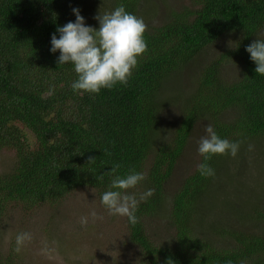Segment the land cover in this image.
Instances as JSON below:
<instances>
[{
	"label": "trees",
	"instance_id": "trees-1",
	"mask_svg": "<svg viewBox=\"0 0 264 264\" xmlns=\"http://www.w3.org/2000/svg\"><path fill=\"white\" fill-rule=\"evenodd\" d=\"M142 3L0 0V152H15L0 174V213L58 202L80 188L101 197L114 176L134 169L146 179L129 190L140 202L138 223H127L148 264H264V182H253L260 176L233 165L231 155L201 156L199 165L207 163L214 177L197 168L174 192L167 189L200 122L237 142L238 159L250 142H264V76L246 51L264 40V0H193L192 9L173 12L159 26L144 19ZM121 5L147 24L148 51L127 85L81 95L71 87L74 65H59V51H51L52 35L59 38L57 28L75 22L74 8L98 29L95 17ZM222 42L217 58L194 72L193 92L167 95L173 79ZM229 65L239 70L235 78H226ZM175 102L181 112L162 132L161 116ZM150 189L154 194L140 200ZM152 220H165L173 240L156 244L148 233ZM0 264L12 263L0 257Z\"/></svg>",
	"mask_w": 264,
	"mask_h": 264
},
{
	"label": "rangeland",
	"instance_id": "rangeland-1",
	"mask_svg": "<svg viewBox=\"0 0 264 264\" xmlns=\"http://www.w3.org/2000/svg\"><path fill=\"white\" fill-rule=\"evenodd\" d=\"M193 4V0H143L140 12L149 25L159 26L170 20L173 12L192 9ZM225 45L222 42L209 49L191 71L188 70L183 77L173 79L167 95H174L176 92V95L187 96L193 92L191 78L194 72L200 65L216 59ZM238 71L236 66L229 65L224 72L226 78L231 79L237 76ZM181 106L175 102L165 110L161 116L162 132L168 130L165 126L173 124V120L181 112ZM207 125V122L197 124L196 134L191 138L169 181V193L174 192L198 168L202 156L198 151L199 141L207 136ZM241 153L245 157H234L231 163L241 167L244 165L248 173L260 176L261 180L253 181L260 185V182H264V142H250ZM149 160L153 161L151 157ZM14 162L15 152L7 149L1 151L0 174L7 172ZM223 180L224 174L220 171L219 181ZM233 181L244 183L235 177ZM249 182L250 180L246 181ZM252 187L255 189V184ZM220 200V203L223 202L222 198ZM236 207L242 209V206ZM93 212L102 219H94L91 215ZM82 217L87 218L86 225L81 224ZM150 224L148 233L156 244H168L173 240L174 232L165 220H152ZM19 233L31 234V240L17 253L16 237ZM0 257L3 262L9 261L12 264H148L142 250L130 239L127 217L110 215L101 203L100 195L92 188H80L58 202L32 209L19 206L3 210L0 213Z\"/></svg>",
	"mask_w": 264,
	"mask_h": 264
},
{
	"label": "clouds",
	"instance_id": "clouds-1",
	"mask_svg": "<svg viewBox=\"0 0 264 264\" xmlns=\"http://www.w3.org/2000/svg\"><path fill=\"white\" fill-rule=\"evenodd\" d=\"M76 16L75 22H68L58 27L59 38L56 34L51 38V51H59L57 63L74 65L78 79L71 85L75 92L99 94L101 89H112L117 84L127 85L138 66L140 58L148 51L145 39L147 24L141 17L129 13L123 5L110 13L95 17L99 21V28L86 26L85 18L78 8L72 10ZM246 51L255 62V72L264 76V40H255ZM207 136L199 141V153L205 161L213 156L237 155L239 144L228 139H222L209 124L206 126ZM120 165H115L108 173L112 175ZM200 174L206 178L214 177L215 171L207 163L198 165ZM103 177H101L102 179ZM146 179V174L134 169L124 177L114 176L109 186L101 196V203L110 215L127 217L133 225L138 223L135 215L139 200L129 190L137 188ZM154 194L150 189L140 194L144 200ZM94 219L97 214L93 212ZM87 218H81V224H87ZM31 240V234L19 233L16 237L19 253L22 246Z\"/></svg>",
	"mask_w": 264,
	"mask_h": 264
}]
</instances>
